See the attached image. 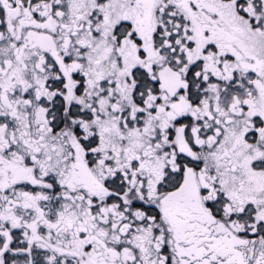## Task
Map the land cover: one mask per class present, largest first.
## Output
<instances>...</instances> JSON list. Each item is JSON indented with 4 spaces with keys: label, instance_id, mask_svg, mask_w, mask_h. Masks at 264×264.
<instances>
[{
    "label": "snow or ice",
    "instance_id": "1",
    "mask_svg": "<svg viewBox=\"0 0 264 264\" xmlns=\"http://www.w3.org/2000/svg\"><path fill=\"white\" fill-rule=\"evenodd\" d=\"M0 264H264V0H0Z\"/></svg>",
    "mask_w": 264,
    "mask_h": 264
}]
</instances>
